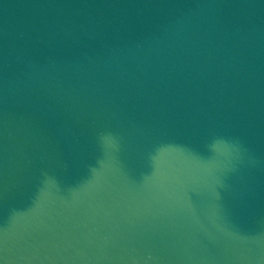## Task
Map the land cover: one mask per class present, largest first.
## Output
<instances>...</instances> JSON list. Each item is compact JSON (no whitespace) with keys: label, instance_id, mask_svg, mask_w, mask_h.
Listing matches in <instances>:
<instances>
[{"label":"water","instance_id":"obj_1","mask_svg":"<svg viewBox=\"0 0 264 264\" xmlns=\"http://www.w3.org/2000/svg\"><path fill=\"white\" fill-rule=\"evenodd\" d=\"M0 264H264V0H0Z\"/></svg>","mask_w":264,"mask_h":264}]
</instances>
